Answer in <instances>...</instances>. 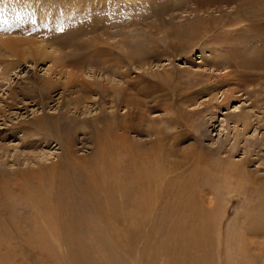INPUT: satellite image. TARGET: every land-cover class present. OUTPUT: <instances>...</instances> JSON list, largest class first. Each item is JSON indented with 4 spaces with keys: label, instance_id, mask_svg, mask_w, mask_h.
I'll list each match as a JSON object with an SVG mask.
<instances>
[{
    "label": "rangeland",
    "instance_id": "obj_1",
    "mask_svg": "<svg viewBox=\"0 0 264 264\" xmlns=\"http://www.w3.org/2000/svg\"><path fill=\"white\" fill-rule=\"evenodd\" d=\"M2 10L3 28L12 12L16 36L49 55L0 61V264H181L165 231L182 207L208 211L215 188L220 237L214 206L210 243L175 256L235 264L238 251L237 264H264V0H0ZM122 124L134 156L153 155V184L165 178L139 212L155 219L113 226L95 220L101 196L83 180L109 174L101 153H124Z\"/></svg>",
    "mask_w": 264,
    "mask_h": 264
},
{
    "label": "bare ground",
    "instance_id": "obj_2",
    "mask_svg": "<svg viewBox=\"0 0 264 264\" xmlns=\"http://www.w3.org/2000/svg\"><path fill=\"white\" fill-rule=\"evenodd\" d=\"M9 8L11 9V7H9ZM13 10H15V9H13ZM10 11H12V10H10ZM2 12H4V10L0 11V14ZM5 12H8V10L5 9ZM16 18H17V16L15 17V15H13L12 12H10L9 18L6 19V20H11V21L15 22V24H12V23L10 24L9 22H7L9 24H6V27H4V28L2 27V25H0L2 27V28H0V61L3 62V60H4L3 57L4 56L6 57L5 58L6 62H8L9 61L8 59H9L10 56H17V55L23 56L25 54H32V55L34 54V55H36V57H37V55L39 57H43L45 55H49L48 54L49 50H47V46H46L47 44L45 43L46 45H44L43 44L44 42H42L41 39L39 41L37 39L35 40L32 37L18 38L16 36L17 30L23 29V28H20L19 25H18L19 22L22 21V20L16 19ZM9 29H11V30L9 31ZM27 30H29V29H27ZM6 32H10L9 33L10 35H7ZM10 36H12V37L14 36L15 39L10 38ZM18 39H19V41H18ZM19 42H21V44ZM17 43H18V45H16ZM1 49H2V52H1ZM51 54H53V53H51ZM55 58H57V57H55ZM55 62H56V60H55ZM46 81L47 82L44 83V86H45V84H49L48 83L49 80L46 79ZM70 82H72V81H70ZM122 123H124V122H122ZM119 129L122 130V133H123V135H122L123 136V138H122L123 142L121 143V146L123 148V152L124 153L120 152V155H119L120 158L119 159H116L117 156L116 157L114 156V157H108L109 160L105 159L104 155L101 153V157L99 159H97V161H96L97 164H102L104 162L105 163H109V161L111 160L112 169L109 170V174H102L103 177H99L97 175H100L101 170H97L96 169V171L89 170V174L84 176V180H83L84 184L89 185V187L95 188L93 190H96L101 196V205L99 204L100 205L99 207H100L101 211H98V213L96 212L97 210L95 211V216H96V213H97V219H95V220H97V221L99 220L98 222H102V221H104L102 219V216H104L105 220L109 221L110 222L109 224H111L113 226H115V225H117V223L123 222V221H131V222H138L139 221L140 223H141V221H151V220H153V218L155 219V217H156L155 216V217L152 218V214H150V211H152V210H150L148 213L146 212L144 214H139V212L142 211V210L144 211L145 206L143 204L146 205V203H148L149 200L154 199V197L152 196V193H157L158 194L157 197H159L162 194L161 188H162V184L164 183L165 173L164 172L158 173L157 179L155 180V184H153L152 178L151 179L149 178V176L151 177L150 173H152L150 171V167L152 165L153 155L151 156L147 152V154L146 153H141V154H136L134 156L135 153H133V149H132L131 143H130L131 139L128 137V135H126L128 133L127 131L129 130L127 124L119 125L118 130ZM209 150H211V148H209ZM130 154H133L132 155L133 157L131 158V162L132 163L130 162V156H131ZM127 155H128V159H127V162H126L124 160V157L127 156ZM120 162H121V164H120ZM133 163H134V166H133ZM131 166H132V168H131ZM142 167H145V169L149 172L148 179L146 181H140L135 186L134 185V181L136 179H141L143 177V174L140 173L142 171ZM230 168H231V171H233L234 174L235 173L242 174V170L240 168H238L237 165L231 166ZM86 169H88V168L86 167L85 171H86ZM123 169H125L127 171V175L132 173V176L131 177L127 176V178H124L123 174H126V173H123ZM165 172H166V170H165ZM109 188H110V191H108ZM214 191L212 193V197L209 198L208 203H207V207L209 208L208 211L203 212V211H200L196 207L197 213H194V215H193L192 211H195L194 210V206L192 208L189 205H187L185 207H182L181 212L179 214L175 215L177 218L179 217L178 218L179 221L174 219V222H177V224L173 223L172 226L167 228V230L165 231V233L168 232V233L174 235L173 238H172L171 235L169 236V239L172 238L169 247L172 248V250L174 252V255H173L174 259L176 261H178V263L180 262L181 264H190L196 258V257H194L193 259L190 260L189 257H188V258H186L187 262H185V260H182V259L178 258V256H175L176 254H178V252L182 251L181 255H183V254L187 255L190 252V248L192 250H194L195 248L200 247V245L205 247V245H206V243L208 241V238H209L208 235H209L210 229H211L210 222H212V223L215 222L214 221L215 218H213L214 214L210 212V209L213 210L212 208H214V210H215L216 209L215 207H217L218 211L217 212L215 211L214 213L215 214L218 213L219 210L222 209V203L225 200V198L223 196L221 197L220 195H218V193H217L218 189L215 188ZM104 193L107 194V195H105ZM220 199H221V201H220ZM182 205L184 206V203ZM149 207L151 208L150 203H149ZM198 207H199V205H198ZM156 208H158V207L156 206ZM201 209H202V207H201ZM153 211H154V207H153ZM103 212H104V214H103ZM225 212H226L225 208H223L221 210L220 214H218V215H220V218L218 217V215H216V223H217L216 224V226H217V230H216L217 233L216 234L218 235L217 237H220V224H221L220 222H221V219H222L221 217H223L225 215ZM245 213L246 214H244V212H243V214H244L243 217L240 215V217H242V218H240L241 220H239V222H237V224H239V225L235 228L236 230L233 232L234 233V237H236L238 239L240 237H242V236L244 238V230L242 228L244 227L243 223H245V218H248L247 212H245ZM91 215H93V214H91ZM245 215H246V217H245ZM183 216H186L187 219L190 220V221L196 220V221H204V222L202 223V225L201 224L200 225L197 224L198 226L193 222L194 223V227L191 226L190 224L189 225L188 224L183 225V223H187V222L189 223V221L184 220L185 217L183 218ZM180 219L183 221V223L180 221ZM92 227H93L92 228L93 232L97 233V235L100 236V233L102 232L101 229L98 230L97 226L94 225V224H92ZM207 227H209V228H207ZM106 232L107 231H105L104 233L107 234ZM165 233H164V235L166 236ZM81 236H82V234H81ZM115 236H116V234H115ZM77 237H79V236L78 235L74 236V238H77ZM187 237H189V239L192 242V244H194L191 247H186V246H188V244H187V239L188 238ZM118 238H121L123 241L126 240L122 236H119ZM179 238H180L181 242H180ZM231 239H233V238H231ZM234 240H235V238H234ZM219 242H220V240H219ZM77 243L78 242H76V244ZM128 243L131 244L130 242H128ZM182 243L186 244V245H183ZM171 244H172V246H171ZM234 244H235V242H234ZM236 244H238V243L236 242ZM236 244L233 245V246H236ZM195 245L197 247H194ZM207 249H208V245H207ZM236 250H239V248H236ZM236 250H234V251H236ZM132 254H135V253H132ZM163 255H164V257H167V254L165 252H163ZM237 255L239 256V252L238 251H237ZM237 255H236V253L234 254V256H236L235 258H236V260L238 262L239 260L237 259ZM201 256H202L203 260H201V262L199 261L200 264H206V263L210 264V262H212L211 264H215L210 259L212 257H210L211 255L209 256L208 251H206V253H205V258L207 259L205 263H204L203 255H201ZM138 257L134 258V256H133V259H131V263L132 264H142L141 259L138 258ZM113 260H114V257H113ZM152 260L154 261V259H152ZM231 260H233V259H231ZM237 262L235 264H237ZM232 263H234V262L232 261ZM218 264H219V262H218Z\"/></svg>",
    "mask_w": 264,
    "mask_h": 264
}]
</instances>
